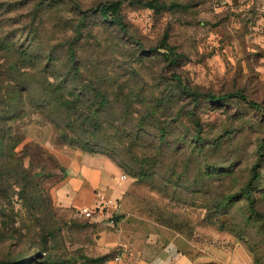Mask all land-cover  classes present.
<instances>
[{
	"label": "rangeland",
	"instance_id": "1",
	"mask_svg": "<svg viewBox=\"0 0 264 264\" xmlns=\"http://www.w3.org/2000/svg\"><path fill=\"white\" fill-rule=\"evenodd\" d=\"M110 1L0 0V264H264V0ZM84 153L126 176L100 219L53 194Z\"/></svg>",
	"mask_w": 264,
	"mask_h": 264
},
{
	"label": "crops",
	"instance_id": "2",
	"mask_svg": "<svg viewBox=\"0 0 264 264\" xmlns=\"http://www.w3.org/2000/svg\"><path fill=\"white\" fill-rule=\"evenodd\" d=\"M77 161L69 163L67 179L54 189L57 203L83 211L94 207L101 193L116 199L118 205L120 184L124 179L114 173L115 166L110 160L106 156L84 153ZM116 207L108 211H114Z\"/></svg>",
	"mask_w": 264,
	"mask_h": 264
},
{
	"label": "trees",
	"instance_id": "3",
	"mask_svg": "<svg viewBox=\"0 0 264 264\" xmlns=\"http://www.w3.org/2000/svg\"><path fill=\"white\" fill-rule=\"evenodd\" d=\"M140 4L149 7L154 10H162L169 8L170 5L166 3L159 2L158 0H136ZM121 6H122V1L121 0H113L110 2H107L104 5H101L99 7H96L95 9H98L99 13L103 16L104 19H107L109 21H112L114 24H117L119 27L122 29H127L126 24L124 23V20L121 15ZM171 6H178L177 4H172ZM153 51H157L163 55V57L172 62L175 63L179 60L180 57L183 56L181 52H178L176 50V47L169 45L168 43L164 42L163 44H159L157 46L152 47ZM72 63H74V66H71L68 69V75L64 76V79L62 81L64 82H70L72 80L71 75L74 74V68L77 65L78 57L75 56L74 54H70ZM172 78L177 81V83L181 86V88L193 99L199 100L201 96L205 97L206 99H209L210 101H225L227 99L231 98H240L241 100L249 103L252 107L256 109H262V106L259 102L255 101L254 99H251L247 94H245L242 91H236V92H226L222 94H216L213 92H202L195 90L188 86L186 82L183 80L182 76L178 73H174L172 75ZM55 84V82L49 83L48 88H52ZM60 87H55L53 90L48 91L46 94L44 101L41 102V105L43 107H46V109L50 112V118L51 121H53V115H54V109L56 108L57 104L61 100V98L64 99L61 100L60 104H67L70 102L68 97H71V93L67 92L66 95L63 94H57L59 93ZM32 99H34L32 97ZM46 105V106H45ZM44 109V108H43ZM71 122V121H70ZM68 122V123H70ZM255 169V168H254ZM256 176H258V173H255ZM249 199V204L253 205L254 200L252 198Z\"/></svg>",
	"mask_w": 264,
	"mask_h": 264
},
{
	"label": "built area",
	"instance_id": "4",
	"mask_svg": "<svg viewBox=\"0 0 264 264\" xmlns=\"http://www.w3.org/2000/svg\"><path fill=\"white\" fill-rule=\"evenodd\" d=\"M125 175L121 176V179H125ZM117 206V200L112 197H105V195L99 193V200L96 205L89 209H84L82 213L86 217H97L98 219L102 218L105 215V211H108L110 208ZM118 256L116 259H119Z\"/></svg>",
	"mask_w": 264,
	"mask_h": 264
}]
</instances>
